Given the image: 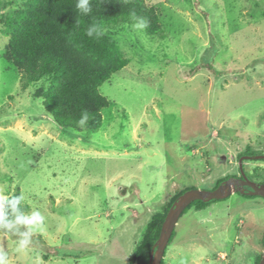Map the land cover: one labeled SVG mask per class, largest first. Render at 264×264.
<instances>
[{"label": "rangeland", "instance_id": "obj_1", "mask_svg": "<svg viewBox=\"0 0 264 264\" xmlns=\"http://www.w3.org/2000/svg\"><path fill=\"white\" fill-rule=\"evenodd\" d=\"M0 0V19L24 0ZM161 33L112 30L128 65L100 87L95 132L59 127L6 59L0 25V192L45 220L0 228L8 264H130L157 212L226 177L264 185V0H144ZM20 232L27 226H16ZM42 229V231L40 230ZM264 198L233 194L178 220L165 264H255Z\"/></svg>", "mask_w": 264, "mask_h": 264}, {"label": "trees", "instance_id": "obj_2", "mask_svg": "<svg viewBox=\"0 0 264 264\" xmlns=\"http://www.w3.org/2000/svg\"><path fill=\"white\" fill-rule=\"evenodd\" d=\"M7 3L11 4L10 0ZM76 4L77 0H24L21 7L2 16L0 25L8 36L7 61L27 85L46 82L36 97L43 99L44 109L54 122L64 129L95 132L103 122L102 111L110 106L100 87L129 63L112 30L135 25L136 18L141 17L148 22L143 30L149 36L161 33L162 28L154 7L144 0H90L91 12L87 14L78 10ZM90 27L95 28L92 36L87 34ZM85 114L87 120L81 125L79 121ZM228 178L219 181L215 188ZM184 192L175 194L163 212L152 216L141 243L129 258L130 264H150L164 220ZM17 195L19 191L14 196ZM217 201L221 200L195 201L182 215L191 208L203 210ZM21 207L23 212L28 209L24 204ZM173 238L174 232L167 248ZM166 251L161 264H165ZM261 260L262 256H258L255 264Z\"/></svg>", "mask_w": 264, "mask_h": 264}, {"label": "water", "instance_id": "obj_3", "mask_svg": "<svg viewBox=\"0 0 264 264\" xmlns=\"http://www.w3.org/2000/svg\"><path fill=\"white\" fill-rule=\"evenodd\" d=\"M247 158L250 157H242L240 159L239 168L242 178H229L211 191L198 189L188 190L173 203L162 225L160 237L151 251L150 264L162 263L166 248L178 220L185 209L193 202L202 201L207 203L212 200H224L236 193L264 198V185H259L250 181L245 174L243 161ZM255 159H264V155L256 156ZM246 188H249L250 190L247 191ZM259 264H264V257Z\"/></svg>", "mask_w": 264, "mask_h": 264}, {"label": "clouds", "instance_id": "obj_4", "mask_svg": "<svg viewBox=\"0 0 264 264\" xmlns=\"http://www.w3.org/2000/svg\"><path fill=\"white\" fill-rule=\"evenodd\" d=\"M76 8L81 12L87 14L91 12L90 0H77ZM134 18L135 13L132 14ZM138 22L135 24L137 29H143L147 27V20L144 18H136ZM95 31V28L90 27L88 29V35L92 36ZM87 120L86 114L79 121L81 125H83ZM24 201V196L17 195L11 196L5 195L3 192H0V228L5 230H15V233L22 237V239L18 242L17 251L26 250L31 244L30 237L33 232L36 231L39 226L45 220V216L41 214L40 211H34L30 216L25 215L22 211V203ZM11 211L12 217L9 218V212ZM18 225L27 226V231L20 232L16 227ZM42 231V229H40ZM0 264H8V252L0 248ZM181 264H184V261H181Z\"/></svg>", "mask_w": 264, "mask_h": 264}, {"label": "flooded vegetation", "instance_id": "obj_5", "mask_svg": "<svg viewBox=\"0 0 264 264\" xmlns=\"http://www.w3.org/2000/svg\"><path fill=\"white\" fill-rule=\"evenodd\" d=\"M229 178H232V177H229ZM229 178H228V179H229ZM235 178H236V179H240V178H242V176L240 175V176H237V177H235ZM226 180H227V179H226ZM224 181H225V180H224ZM246 190L249 191L250 189H249V188H246ZM236 194H239V193H236ZM243 196H246V195H243Z\"/></svg>", "mask_w": 264, "mask_h": 264}]
</instances>
